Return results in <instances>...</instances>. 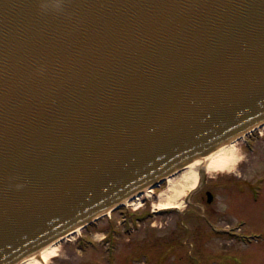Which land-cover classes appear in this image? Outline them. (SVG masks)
Instances as JSON below:
<instances>
[{
  "label": "water",
  "instance_id": "water-1",
  "mask_svg": "<svg viewBox=\"0 0 264 264\" xmlns=\"http://www.w3.org/2000/svg\"><path fill=\"white\" fill-rule=\"evenodd\" d=\"M263 124L264 0H0V264Z\"/></svg>",
  "mask_w": 264,
  "mask_h": 264
},
{
  "label": "rangeland",
  "instance_id": "rangeland-1",
  "mask_svg": "<svg viewBox=\"0 0 264 264\" xmlns=\"http://www.w3.org/2000/svg\"><path fill=\"white\" fill-rule=\"evenodd\" d=\"M204 170L207 187L201 189L198 173L195 183L176 191L179 207H163L177 211L157 213L165 205L159 197L166 186L162 182L144 192L140 201L129 202L55 243L53 253L40 264H264V182L258 201L249 190L257 177L264 176V127L252 138L238 139L222 166ZM237 179L245 181L244 193L237 189ZM210 189L217 193V199L206 208L211 220L220 225L237 224L244 233H262L261 238L236 240L213 233L198 205L202 196L206 201ZM190 202L193 204L188 205ZM135 214H144V219ZM182 221L190 229L186 225L180 228Z\"/></svg>",
  "mask_w": 264,
  "mask_h": 264
},
{
  "label": "bare ground",
  "instance_id": "bare-ground-1",
  "mask_svg": "<svg viewBox=\"0 0 264 264\" xmlns=\"http://www.w3.org/2000/svg\"><path fill=\"white\" fill-rule=\"evenodd\" d=\"M236 141H232L220 149L216 150L212 154L196 160L189 165L182 168L177 174L173 176H169L166 181V186L160 191L159 197L161 201L165 204L164 206L160 207H179L178 199L175 196L177 190H180L191 183H195L198 179V173L204 168L206 169H214L219 166H222L229 154L231 153L232 146L235 144ZM151 189H147L146 191H150ZM141 198V193L135 195V199L139 201ZM55 243H51L50 245L42 248L41 250L37 251L36 253L29 256L24 261L20 262L19 264H40L45 263V260L48 256L53 253Z\"/></svg>",
  "mask_w": 264,
  "mask_h": 264
},
{
  "label": "flooded vegetation",
  "instance_id": "flooded-vegetation-1",
  "mask_svg": "<svg viewBox=\"0 0 264 264\" xmlns=\"http://www.w3.org/2000/svg\"><path fill=\"white\" fill-rule=\"evenodd\" d=\"M264 127V125L248 132L244 137L247 139V138H252L255 134L256 131L260 130V128ZM199 173H201V177H202V180L200 182V186H201V189H203V187H207L208 184H209V180L205 177L206 175V171L205 170H202L200 171ZM264 182V176H259L256 178L255 181H253V186H250L249 190L251 191L252 193V197L254 200L258 201L261 197V188H262V183ZM164 184H166V181L163 182ZM234 183H237L239 184L238 188L240 192L244 193L245 191V181L243 180H236ZM208 192H211V197L208 195ZM145 193L142 192L141 193V198L144 197ZM206 201L204 199V196H202V204H198L200 205V207H202V213L204 214V218H205V221L207 222V225L209 226L210 230L215 233L216 235H222V236H226L227 238H232V239H236V240H240V239H244V240H251L252 237L256 238V237H259L261 238V236L263 235L262 233L259 234V233H251V234H247V233H244V231L242 232L241 230V227L238 226L237 224L235 225H220L219 223H217L216 221H214L213 219L211 220V218L209 216H207V211H206V208L208 207V204H213L214 201L217 199V193L215 192V189H210V190H206ZM141 198L139 199V201L141 200ZM211 198V199H210ZM132 201H127V202H124L122 205L118 206L117 208H115L113 211H116V210H121L123 207H125L126 205H128L129 202H138L137 199H135V196L131 198ZM193 203L190 202L188 205H192ZM177 211V209L175 208H161L157 213L159 214H164V213H167L169 214L168 212H172V211ZM189 209L186 210L185 212V215H188L189 212H188ZM153 212L155 213V210H153ZM112 213V212H111ZM201 213V214H202ZM206 214V215H205ZM256 214V213H255ZM136 216H138L139 219H144V214H135ZM153 215V214H152ZM184 215V216H185ZM106 216V215H105ZM103 216V217H105ZM135 216V217H136ZM135 217H134V220H135ZM102 218V217H101ZM101 218H99L98 220H100ZM97 221V220H96ZM96 221H94L93 223H95ZM244 221H242L243 223ZM91 223V224H93ZM186 224L182 221L180 223V225H178L180 228L181 226H185ZM113 226V225H111ZM187 226V225H186ZM118 227V226H117ZM188 229H190V226H187ZM131 228L129 227V230ZM195 231V230H194ZM85 240V239H83ZM88 243H91L93 244V241H91L90 239H87ZM192 254V252H190ZM188 253V254H190Z\"/></svg>",
  "mask_w": 264,
  "mask_h": 264
}]
</instances>
